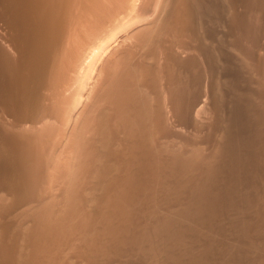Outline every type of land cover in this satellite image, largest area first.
<instances>
[{"label": "bare ground", "instance_id": "bare-ground-1", "mask_svg": "<svg viewBox=\"0 0 264 264\" xmlns=\"http://www.w3.org/2000/svg\"><path fill=\"white\" fill-rule=\"evenodd\" d=\"M37 1L28 127L56 136L0 144L38 188L0 264H264V0Z\"/></svg>", "mask_w": 264, "mask_h": 264}, {"label": "rangeland", "instance_id": "rangeland-1", "mask_svg": "<svg viewBox=\"0 0 264 264\" xmlns=\"http://www.w3.org/2000/svg\"><path fill=\"white\" fill-rule=\"evenodd\" d=\"M34 1L35 0H33V4H35V2L37 0L35 2ZM37 2H39V1H37ZM37 2H36V4H37ZM28 4H30V5H28ZM33 4H32V0H0V61H1V63H0V144H2V140H6V139L10 140V141L12 140L11 143L12 142L13 143H15V142L19 143V141H21L23 139L24 142L23 141L22 142L24 143L23 145L25 146V149L27 148L26 151L30 152L31 150H33L31 152L35 151L36 155L38 154L42 158V155L44 153H47L46 148H49L50 147L49 145L51 144L52 140L55 139L56 132L53 131V130H55L54 126H53V121L50 122V123H52L50 126H49L50 123H48L47 125L45 123L42 125L41 124L37 125L38 128L34 127L36 129L31 128L32 130H30V128L28 127V124L30 123L29 120L31 121V118L33 120V117H35L34 114L36 112V106H33L32 104H34V105L37 104V102H35V99L36 100L38 99V93H39L37 91L36 92L31 91L32 89L29 86L34 85L33 83L37 84V86H38L39 82L37 83V81L35 79H34L35 81L33 79H31L30 75L27 74L28 72L24 71L25 70L24 67L27 66L28 62H32L35 59V57L34 58L28 57V58H30L31 61H29L28 58H24V57L30 56V54L33 52V51H31L32 50L31 48H33V50H34L35 44L33 45L34 47H32V45H31V43L33 42V41H31L32 38L34 40L35 38L40 37V35L41 36L43 35L42 32H44V31H42V29L45 30V28L42 26L46 25V24H43V22L46 23V21H48L50 23L52 22V24H53V22L56 21L55 24L57 25L59 20H56V19L55 20H52V19L48 20V19H46V21H45V18H42V15L39 17H36L37 14L33 13V12H35V10H32V9H35L37 5L35 6ZM32 6H35V7H32ZM26 8H27L28 13H26V11H25V14H26L25 15L23 12H24V10H26ZM30 8H32V9H30ZM30 10L33 11V12L32 11L31 12L34 15L31 14ZM38 15H40V14L38 13ZM39 24H41V25H39ZM55 24H53L52 27L55 26L54 27L55 28L54 34H57V32L59 31V29H58L59 27H58V25L56 27ZM259 24L260 25H257V27H258L257 29L260 30L258 32V34L261 35L262 32L264 34V23H262L263 26H261L262 25L261 23H259ZM34 25H39L38 28L39 27L42 28V29L39 28L40 31H42V32H40V35L38 34L39 29L37 28V26L34 27ZM52 27H51V30H52ZM33 29H34V31H33ZM37 29H38V31L36 33L35 30H37ZM51 30L50 29H49V31L46 30V32L50 33ZM46 32L44 34H47ZM34 33H36L38 35H35ZM51 33L53 34V31H51ZM33 34L36 37H34ZM263 34H262V36L258 35V38H260L259 39L260 42L264 41V39H261V38H264ZM34 42H36V41H34ZM48 42H49V39H47V43ZM37 43H39V42H37ZM47 43H46V45H47ZM261 44H263V46H264V42H261ZM260 46L262 47V45H260ZM43 50H44V47H43ZM22 51L23 52L25 51V52L23 53ZM30 51H31V53H28ZM35 51H36V49H35ZM26 52L29 55H27ZM263 52H264V49H263ZM23 54H24V56H22ZM22 58H24V59H22ZM2 61H3V63H2ZM21 65L22 66L24 65V66L22 67ZM249 69H251V68H249ZM27 80H28V82H27ZM205 80H207V79L205 78ZM17 81H18V83H17ZM26 85H28V86H26ZM27 88L28 89L30 88V90H27ZM25 95L28 98L25 99V101H24V98H26V97H24ZM34 96H36V97H34ZM30 99H32V100H30ZM34 109H35V111H34ZM24 123H25V125H24ZM23 125L25 126V130H24ZM43 125H44L45 129H44ZM39 126H41V127L39 128ZM47 126H49V127H47ZM26 127L29 129H27ZM37 129H39V130L37 131ZM26 130H27V132H26ZM28 130H30V131L28 132ZM50 130H51V134L49 133ZM18 131H20V132L18 133ZM21 132H22V134L20 135ZM40 132L42 133V135ZM45 132L49 133V134H46ZM28 133H29V135H28ZM24 134L27 136V137L25 136V139H24ZM34 136H35V138H33ZM48 136H49V138L51 137L50 138L51 141L49 138H47ZM31 137H32V140H31ZM20 138H21V140H20ZM28 138H29V140H28ZM42 138H44V140ZM35 139H37V140H35ZM41 140L43 142H40ZM34 141H35V143H34ZM22 142H20L19 144H22ZM30 142L31 143L33 142V143L31 144ZM28 143H30L29 146H27ZM44 143H45V145H47V144L48 145L45 146ZM35 144H36V146H34ZM40 144H42L43 146ZM12 145H14V144H12ZM37 145L40 146V148L42 149V152H41V149L37 150V148H38ZM24 146H23V148H24ZM50 149H51V147H50ZM43 151H44V153H43ZM37 152H40V154ZM5 157H6V155H4L2 153V150L0 149V187H2L1 190H3L4 195H6L5 196L6 198H4L5 203L3 202L0 204V207H2V210L0 208V211H1L0 219H2V220H0V224H1L0 225V236L2 239L4 238L3 240H4L5 244L7 243V245H6L7 249L9 248V251L11 250V252H14L12 250L15 249L14 248L15 243L13 241L14 236L12 237V235L14 234L15 224H16V222L18 224V221L25 218L24 216H23L24 218L23 217L21 218V215H22L20 212L21 206L25 202L26 197H28V195L32 194L33 192H36L38 188L36 186H35L36 188H32V185H29V187H28V182L26 183L27 186L25 185V182H24L25 180L23 179L25 177V173H23L22 170L17 168V165H16L17 163H15V166H14V168H16V170L13 169L12 165H14L13 163L15 162L16 157L13 156L12 153H9L7 155V157L6 158ZM13 157L15 158V160ZM26 158H28V157H25L24 159H26ZM36 161L38 163L41 162V164H42V161L39 157L36 158ZM43 165H44L43 167L45 168L46 164L43 163ZM21 178L23 179V184L21 182L22 181ZM50 184H52V183H50ZM53 184H55V183H53ZM26 190H29V191H26ZM185 190H187V189H185ZM263 209L261 208V210H259V215L256 218H259V219H261V217H262V219L264 218V210ZM261 212L263 214L260 215ZM5 213H7V215ZM262 234L260 236L261 237L263 236V238H264V234L263 235ZM258 238H260V237H258ZM254 248H256V245ZM253 250H254V252L256 251V249H253ZM258 250H259V252H260V250L263 251L264 247H263V250H262V247L259 248ZM254 252H253V254H255ZM260 253L264 254V252H260Z\"/></svg>", "mask_w": 264, "mask_h": 264}]
</instances>
